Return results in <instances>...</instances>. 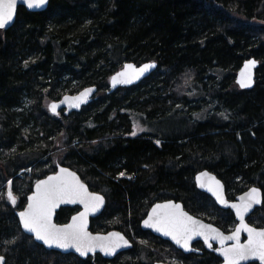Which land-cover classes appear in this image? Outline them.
I'll return each mask as SVG.
<instances>
[{
  "label": "trees",
  "instance_id": "trees-1",
  "mask_svg": "<svg viewBox=\"0 0 264 264\" xmlns=\"http://www.w3.org/2000/svg\"><path fill=\"white\" fill-rule=\"evenodd\" d=\"M252 57L260 61L256 85L241 90L235 77ZM154 61L150 77L110 92L125 63ZM91 86L98 93L79 113L56 121L45 112L47 101ZM132 115L150 132L132 136ZM51 135L67 138L61 165L94 181L90 189L107 199L92 232L127 235L134 226L154 247H172L141 228L164 200L199 218L206 210L205 219L227 231L221 222L234 224V215L201 193L195 176L214 173L229 198L253 186L264 195V0H50L43 12L20 7L15 25L0 30V187L11 180L21 197L15 207L0 198V256L6 264L166 261L149 247L142 259L140 244L112 261L83 260L47 251L22 232L16 214L34 181L49 174ZM78 210L62 209L56 222ZM250 219L264 226V204ZM174 251L181 264H218L211 253Z\"/></svg>",
  "mask_w": 264,
  "mask_h": 264
},
{
  "label": "snow or ice",
  "instance_id": "snow-or-ice-1",
  "mask_svg": "<svg viewBox=\"0 0 264 264\" xmlns=\"http://www.w3.org/2000/svg\"><path fill=\"white\" fill-rule=\"evenodd\" d=\"M18 0H0V30L5 29L14 20L17 10ZM28 9L43 8L48 0H21ZM255 62H249L245 67H254ZM154 64H146L139 70L132 65H125V71L112 77V84H129L134 79H138L144 72L154 68ZM238 81L242 88L251 87V74L245 76L241 73ZM91 89L81 93L77 101H86ZM66 102L68 98H65ZM78 107V103L70 105ZM58 105L51 104L50 110L56 114ZM143 131V129H141ZM136 133L133 132L132 135ZM124 173H121L123 176ZM207 173H201L196 177L201 188L207 187V191L216 197L217 201L225 207L235 210L240 221L238 227L230 236H224L217 229L193 219L184 212L180 205L174 203L157 204L152 213L144 220L145 228H151L166 237H170L176 245L185 251H190V243L195 237H202L204 243L212 248V241H217L220 245L219 254L223 257V264H241L242 261L258 260L259 264H264V229H256L245 223V215L254 204L261 203V194L256 188H252L245 196L240 197V203L229 204L223 196V185L216 181L214 177L206 185L202 178ZM8 201L15 206L16 197L11 190V181L8 182ZM27 207L18 213L20 224L27 233L34 235L36 241H41L48 248H57L67 251L74 249L82 257H87L89 253L95 254L99 251L106 256L114 255L120 247H127L128 241L118 232L110 233L108 236H93L88 232V216L97 212L104 203V198L98 194L88 191L86 186L74 172L61 167L55 175L48 176L47 179L36 183L35 191L27 198ZM62 204H80L84 211L73 216L71 223L57 225L53 222V217L57 208ZM247 233V240L241 243V233ZM227 241H233L230 246H226ZM0 264L3 258L0 257Z\"/></svg>",
  "mask_w": 264,
  "mask_h": 264
},
{
  "label": "water",
  "instance_id": "water-1",
  "mask_svg": "<svg viewBox=\"0 0 264 264\" xmlns=\"http://www.w3.org/2000/svg\"><path fill=\"white\" fill-rule=\"evenodd\" d=\"M49 3H50V0H48V3H47L43 8H40V9H28V8L26 7V5H24V4L21 2V0H18V2H17V10H16V14H15L14 20H13V22H12L11 24H9V25H8L5 29H3V30L7 31L8 29L12 28V27L15 25L16 20H17V11H18V9H19L20 7H23V8H25V9H27L29 12H43V11H45V10L48 8ZM251 61H254V62H255V66H254V67L246 68L245 66H246L249 62H251ZM129 64L132 65V66H133L135 69H137V70H139L140 68H142V67H143L144 65H146V64H154L155 67H154V68H150L149 70H147L146 72H144V73H143L138 79H134L132 83H129V84L119 83V84H116L115 86H113V84H112V77H113V76H116L118 73H121V72L125 71V65H129ZM259 66H260V61H259V60H256V58H254V57L247 59V60L243 63L242 67L238 70V72H237V74H236V77H235L236 84L238 85V87H239L241 90H252V89L255 88L256 80H257V70H258ZM157 68H158V63L155 62V61H154V62H147V63H144V64H142V65H137V64H135V63H129V62L125 63L124 66H123L119 71H117L115 74H113L112 77L110 78V80H109L110 92H115V91H117L119 88H129V87H132V86H135V85L140 84L142 81H144L145 79H147L148 77H150V76H151V75L157 70ZM242 72L245 73V76H247L249 73L251 74V80H252L251 87H248V88H242V87L240 86V84L238 83V81L242 78V77H241V73H242ZM88 89H91L92 91H91V93L87 96L86 101L81 102V101H77V100L75 99V98H77V97H80V96H81V93H84V92H85L86 90H88ZM97 93H98V88L95 87V86H91V87H87V88L81 90L80 92H78V93H76V94H67V95H64V96H63L62 98H60L59 100H56V101H53L52 103H50V105H51V104H57V105H58L57 110H56V114H53V112L50 110V105H49V111H50V113H51L52 115H55V116L58 115L59 112H61V111H63V110H65V115H66V116H69L70 114H73V113H79L80 111H82V109H83L84 107H86V106H88V105H90V104L92 103V101L94 100V98H95V96L97 95ZM65 98H68L67 102H66ZM74 103H78L79 106H78V107H71L70 105H71V104H74ZM61 167H63V168H67L69 171L74 172V173L77 175V177L80 179V182L83 183V184L86 186V188L88 189L89 192H91V193H95V194H98V195H100V196H102V197L104 198V203H103V205L100 207V209H99L97 212H95V213H90L89 216H88V228H87L88 232L91 233L93 236H108L110 233L118 232V233H120V234L125 238V240L128 241V245H129V246L118 248V249L116 250V252H115L114 255H108V256H106L103 252L99 251V249H98V250L95 252V254H93V253H89V255H88L87 257H82V256H80L79 253H77L74 249H69V250H67V251H64V250H62V249H57V248H48V247H47L46 245H44L41 241H36L35 238H34V235H33V234L25 232V230L23 229L22 225L20 224L22 232H23L25 235H27V236L33 238V240L35 241V243H37V244L43 246L47 251H50V252H57V253H60V254H62V255H74V256H77V257H79L80 259H83V260H86V259H88V258H90V257H94V256H96V255H100L101 257H103V258L106 259V260H113V259H115L116 257L120 256L121 254L126 253V252L132 250V249H133V242H132V241H131V240H130V239H129V238H128L123 232H121V231H118V230H112V231H109V232H106V233H96V232H92V230H91L92 220L98 219L99 217L102 216V214L104 213V211H105V209H106L107 199H106V197H105L103 194H101V193H99V192H94V191H92V190L90 189V187L88 186V184L85 183V182L83 181V179L81 178V176L79 175V173H77L75 170L71 169V168L68 167V166L58 165L56 172L51 173V174H49L48 176L55 175L56 173H58V172H59V169H60ZM201 173H207V174H208L206 177H203V178H202L203 182H204L206 185L210 182V178H212V177H214L216 181H219L220 184L223 185V196H224V199L227 200L229 204H238V203H240V197L245 196L248 192H250V190H251L252 188H256V189H258V191H259L260 194H261V203H259V204H254V205L252 206V208L249 210V212L245 215V223H247L250 227H254V228L258 229V230H259V229H264V227H262V228L255 227V226L251 225V224L248 222V219H249V218H250V217L256 212L257 209L261 208V207L263 206V204H264V195H263V191L261 190L260 187H258V186H253V187H251L250 189H248L246 192H244L243 194L239 195V196L236 198L235 201H230V200L228 199V195H227V192H226V188H225L224 182H223L220 178H218L214 173H211V172H209V171H207V170H204V171H201V172L197 173V175L195 176V184H196V186H197V188H198V190H199L200 192H203V193L209 195L210 197H212V198L215 200L216 204L219 206V208H221L222 210H230V211L235 215L236 220H237V226H236V227L239 226L240 221H239V219H238L237 216H236L235 210H234V209H231V208H229V207H225L223 204H221L219 201H217L216 197L213 196L211 192L207 191V187H205V188H201V187L199 186V184L197 183L196 177H197V176H200ZM48 176H46V177H44V178H42V179H39L38 181H40V180H44V179H47ZM38 181H37V182H38ZM37 182H36V183H37ZM36 183L34 184V186H33V191H32V193H31L29 196H31V195L34 193ZM8 191H9V189H8ZM27 202H28V201H27ZM169 202L180 205L181 208H182V210H183L184 212H186L188 215H190L191 217H193V219L199 220V221H200L201 223H203V224L210 225L211 227L217 229L219 232L223 233L224 236H230V235H232V233H233V232L235 231V229H236V228H235V229H234L232 232H230V233H226V232H224L220 227H218L217 225H215V224H213V223H210V222H207L206 220H204V219H202V218H199V217H197V216H195V215L189 213V212L185 209V207H184V205H183L182 202H178V201H175V200H166V201H162V202H157V203H155V204L150 208V210H149L147 216L145 217V219H143L142 222H141L142 230H144V231H149V232H151L154 236H156V237H158V238H161V239H163V240H165V241H168V242L172 243L177 249H179L180 251H182V252L185 253V254H192V253L201 254L202 252H201L200 250H198V249H195L193 246H194V244L197 243V242H203V243H204L203 238H202V237H195V238L191 241V243H190V249H191V250H190V251H185L183 248H181V247H179L178 245H176L175 242L172 241L170 237H166V236L162 235L161 233L154 231V230L151 229V228H145V227H144V224H143L144 220H146V219L148 218V216L152 213V209H153L157 204H165V203H169ZM10 204H11V203H10ZM11 205H12V204H11ZM12 206H13V205H12ZM15 206H16V205H15ZM15 206H13V207H15ZM26 207H27V205H26ZM26 207H25L24 209H22V210L17 211V214H16V215H17V218H18V220H19V223H20V218H19L18 213H19L20 211L25 210ZM67 208H78V209H79V211H78L77 213H75L74 215H72V217H73V216H77V215H79L80 212H83V211H84L83 205H80V204H62V205H60V207L57 208L56 211H55V214H54V217H53V222H54V223H56L57 225H64V224H58V223L56 222V218H57V214H58L62 209H67ZM72 217L70 218V220H69L68 223H71V221H72ZM66 224H67V223H66ZM246 240H247V233H246V232H242V233H241V243L246 242ZM211 243H212L213 247L216 246V248H214V249H212L213 247H212V248H209V247L204 243L206 249H207V250H211L216 256H218V257L222 260V263H221V264H223V257L219 254V251H218V249L220 248L219 243H218L217 241H212ZM232 243H233V241H227V242H226V246H230ZM0 257L3 258V264H6V258H5L4 256H0ZM253 263H258V264H259V261H258V260H248V261H242V262H241V264H253ZM157 264H167V263L159 262V263H157Z\"/></svg>",
  "mask_w": 264,
  "mask_h": 264
},
{
  "label": "rangeland",
  "instance_id": "rangeland-1",
  "mask_svg": "<svg viewBox=\"0 0 264 264\" xmlns=\"http://www.w3.org/2000/svg\"><path fill=\"white\" fill-rule=\"evenodd\" d=\"M253 23H257V21H253ZM235 82H236V80H235ZM236 84V83H235ZM53 101H47L46 102V104H45V107H44V110H45V112L52 118V119H54V120H56V121H61L62 119H63V117H64V113H65V110H63V111H61L60 112V114L59 115H52L51 113H50V111H49V105H50V103H52ZM28 107H29V104L27 105ZM31 106H32V104H31ZM142 118H140L139 116H137V115H132V121H133V130H132V133L133 132H135L136 134L135 135H132V136H138V135H142V134H146V133H149L150 132V129L147 127V126H145L143 123H142V120H141ZM141 129H143V131H141ZM52 134H55V133H52ZM50 142H52V149H51V151L50 152H52V154H53V160H52V165L50 166V168L48 167V169H50L49 171H47V172H49V174H51V173H54V172H56V170H57V167H58V164H63V162L61 161V157H62V155H61V152L65 155V152L67 151V147L65 146V142H66V140H67V138H64L63 140H61V143L57 140V137H55L54 135H51L50 136ZM62 138V137H61ZM54 151H55V153H54ZM64 157V156H63ZM66 165V164H65ZM65 165H63V166H65ZM67 166H69V165H67ZM27 174H28V176H31V170H28L27 172H19V174H18V176L20 177V178H25L26 176H27ZM49 174H47V175H45V177L46 176H48ZM126 176H125V173H124V175L123 176H121V174H120V177H119V179H121V178H125ZM39 179H36L35 181H34V184L38 181ZM85 180H86V182L87 183H90V184H92V185H94L95 184V182L94 181H92V180H90L89 178H85ZM11 181V180H10ZM34 186V185H33ZM8 189H9V186H8V183H6L3 187H0V198L2 199V200H4L6 203H10L9 201H8V198H7V195H8ZM11 190H12V192H13V194H15L14 196L16 197V200L18 199H21V197L17 194V192H16V190L14 189V187H13V184H12V182H11ZM32 191H33V189H32ZM32 191H31V193H32ZM30 193V194H31ZM29 194V195H30ZM29 195H27V198H28V196ZM196 197V196H195ZM205 203L203 202L202 203V205H204ZM26 205H27V199H26ZM26 205H25V207H26ZM154 205V204H153ZM152 205V206H153ZM151 206V207H152ZM24 207V208H25ZM150 207V208H151ZM23 208V209H24ZM186 209V208H185ZM260 209V208H259ZM150 210V209H149ZM187 210V209H186ZM205 210V209H204ZM258 210V209H257ZM79 211V210H78ZM77 211V212H78ZM188 211V210H187ZM200 211V210H199ZM76 212V213H77ZM189 212V211H188ZM190 213V212H189ZM200 218H202V219H204V220H206V219H208V220H210L211 219V216L206 212V210H205V213H202V217H200ZM206 218V219H205ZM207 221V220H206ZM250 221H251V219H250ZM209 222V221H208ZM210 223H212V222H210ZM223 225H225L226 226V229H227V231H232L233 229H234V224L232 223V222H230V221H226V223L225 222H221ZM253 223L256 225V223H255V219L253 220ZM214 224V223H213ZM115 230V229H114ZM118 230V229H117ZM118 231H120V230H118ZM125 234V233H124ZM126 235V234H125ZM127 235L131 238V239H133V240H135L136 242H137V244H140V246L142 247L141 249H140V251H139V257H141L142 259H145L146 258V251L144 250V247H149V248H153V249H151V251H152V253H154L155 255H158V256H161V257H163V256H166V255H169L165 260V262H167V264H181L180 263V260H179V258H178V256L176 255V252L173 250V248L172 247H167V246H164V247H154L151 243V240H153V238L152 237H150L149 235H147L146 237H147V240L145 241V242H143V240L142 239H144L145 238V236H144V234H141L138 230H136V228L134 227V226H132L131 227V231L129 232V233H127ZM126 235V236H127ZM127 236V237H128ZM151 239V240H150ZM167 243V242H166ZM124 255V254H123ZM122 255V256H123ZM64 256H69V255H64ZM121 256V257H122ZM157 261H164V259H159V260H157Z\"/></svg>",
  "mask_w": 264,
  "mask_h": 264
},
{
  "label": "flooded vegetation",
  "instance_id": "flooded-vegetation-1",
  "mask_svg": "<svg viewBox=\"0 0 264 264\" xmlns=\"http://www.w3.org/2000/svg\"><path fill=\"white\" fill-rule=\"evenodd\" d=\"M59 114H60V112H59ZM58 114V115H59ZM65 114V113H64ZM251 188V187H250ZM250 188H248V189H250ZM198 189V188H197ZM247 189V190H248ZM247 190H245L244 192H246ZM244 192H242V193H240V194H238L237 196H235V197H233V198H229V195H228V193H227V195H228V199L230 200V201H235L236 200V198L239 196V195H241V194H243ZM201 193H203V192H201ZM203 194H205V193H203ZM207 195V194H206ZM207 196H209V195H207ZM210 197V196H209ZM214 202H215V200L212 198V197H210ZM164 201H166V200H164ZM159 202H162V201H159ZM157 203V202H156ZM216 203V202H215ZM155 204V203H154ZM217 205V204H216ZM218 206V205H217ZM219 207V206H218ZM221 209V208H220ZM225 211H230V210H225ZM149 212V211H148ZM231 212V211H230ZM232 213V212H231ZM148 214V213H147ZM233 214V213H232ZM234 215V214H233ZM254 215V214H253ZM252 215V216H253ZM147 216V215H146ZM145 216V217H146ZM251 216V217H252ZM250 217V218H251ZM249 218V219H250ZM145 219V218H144ZM249 219H248V222H249ZM208 222V221H207ZM250 223V222H249ZM251 224V223H250ZM234 229L236 228V226H237V220H236V217H235V215H234ZM252 225V224H251ZM254 226V225H253ZM256 227V226H255ZM264 227V226H263ZM142 228V227H141ZM259 228H262V227H259ZM233 229V230H234ZM232 230V231H233ZM143 232H148V233H150L152 236H154L151 232H149V231H144V230H142ZM224 231V230H223ZM232 231H224V232H226V233H230V232H232ZM155 238H157V239H159L160 241H164V242H167L168 244H170L173 248H175L178 252H181L182 254H184V255H191V254H185V253H183L182 251H180L179 249H177L172 243H170V242H168V241H165V240H163V239H161V238H158V237H156V236H154ZM146 240H143V242H145ZM132 242H133V247H137L138 246V244H137V242L135 241V240H132ZM195 249H198V250H200L202 253L201 254H196V253H192V255H196V256H203L205 253L207 254V253H211V254H214L211 250H207L206 249V247H205V244L203 243V242H197V243H195L194 244V246H193ZM214 248H216V246H214L212 249H214ZM123 254H126V253H123ZM123 254H121V255H123ZM215 255V254H214ZM216 256V255H215ZM217 258H219L218 256H216ZM103 258V257H102ZM104 259V258H103ZM104 260H106V259H104ZM114 260V259H113ZM106 261H112V260H106ZM159 262H164V263H167V262H165V261H155L154 262V264H157V263H159ZM222 263V260L219 258L218 259V264H221ZM253 264H258V263H253Z\"/></svg>",
  "mask_w": 264,
  "mask_h": 264
},
{
  "label": "bare ground",
  "instance_id": "bare-ground-1",
  "mask_svg": "<svg viewBox=\"0 0 264 264\" xmlns=\"http://www.w3.org/2000/svg\"><path fill=\"white\" fill-rule=\"evenodd\" d=\"M224 185H225V183H224ZM225 188H226V185H225ZM226 192H227V188H226Z\"/></svg>",
  "mask_w": 264,
  "mask_h": 264
}]
</instances>
